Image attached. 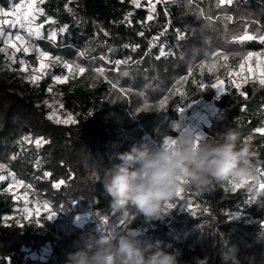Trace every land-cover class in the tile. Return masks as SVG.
I'll list each match as a JSON object with an SVG mask.
<instances>
[{"label":"trees","instance_id":"obj_1","mask_svg":"<svg viewBox=\"0 0 264 264\" xmlns=\"http://www.w3.org/2000/svg\"><path fill=\"white\" fill-rule=\"evenodd\" d=\"M141 3V8H135L130 0H45L38 5L44 15H38L33 23L44 24L42 38L26 34L31 50L24 57L35 63L39 57L36 49H40L85 67L83 75L75 79L70 76L67 83L54 84L52 80L53 75H68L62 64L47 69V75L34 85L27 79L32 68L21 71L19 58L15 64L9 58L0 59V163L7 166L0 174L7 176L11 171L32 185L31 189L14 185L13 191L21 197L16 200L3 191L11 178L0 182V264H66L67 254L83 247L85 241L130 230L137 233L142 245L172 243L182 251V264L192 262L195 256L210 257V264H225L221 257L224 241L238 245L241 258L254 256L257 264H264V240L257 239L264 225V190L256 195L259 182H264L260 172L258 181L235 191L230 180L216 183L209 192L183 187V199L169 201L176 206L164 212L160 220L147 222L134 208H111V198L99 180L105 169L120 162L116 154L129 151L133 144L159 146L164 135L177 136L201 103L213 104L203 117L207 124L202 133L212 137L232 128L243 141L252 136L248 143L255 153L253 162L264 172V136L254 131L264 126V86L259 83L264 77L250 76L245 68L248 60L254 66L264 62V44L238 39L248 25L249 32L264 34V0H234L233 5L221 8L216 7L215 0H194L191 7L159 4L155 19L145 25L140 21L146 19L148 11L143 6L145 0ZM12 6L13 0H0V7ZM200 9L204 17L199 16ZM129 12L131 26L123 22ZM225 14L233 20L223 19ZM207 16L213 19L209 21ZM48 18L55 23H45ZM64 25L68 30L58 33L56 42L47 39L52 30ZM140 32L144 35H138ZM157 36L159 40L153 42ZM2 43L0 39V47ZM125 45L139 47L132 51ZM161 47L167 55L156 59ZM82 51L85 55L79 56ZM249 51L261 56L242 61ZM224 55H228L227 60ZM128 58L129 63L117 69L114 62ZM241 62L246 80L237 78ZM101 67L105 69L103 75L95 71ZM185 76L187 81L177 83ZM217 77L224 81L226 90L220 99L214 89L201 90L198 86L199 82L215 83ZM231 80L240 85L239 91L247 93V100ZM50 85L51 93L47 91ZM176 89L185 96L171 95ZM166 96L170 97L166 109H160L159 102ZM54 110L61 119L71 113L76 123L50 120ZM178 123L179 128H173ZM28 135L50 143L38 149L22 141ZM44 171L51 172V177L42 178ZM60 179L66 184L53 188ZM250 196L255 199L247 202ZM44 204L49 205L47 210ZM24 208L31 215L23 212ZM52 212L57 214L48 218ZM124 212L132 217L131 222L118 228L116 222Z\"/></svg>","mask_w":264,"mask_h":264},{"label":"clouds","instance_id":"obj_2","mask_svg":"<svg viewBox=\"0 0 264 264\" xmlns=\"http://www.w3.org/2000/svg\"><path fill=\"white\" fill-rule=\"evenodd\" d=\"M194 129L184 128L165 147L133 144L116 154L119 163L104 170L102 182L114 210L134 208L147 222L164 216V204L175 199L178 190L190 187L211 191L216 183H247L259 180L255 153L241 134L226 128L215 136L197 141ZM181 179L186 181L181 184ZM264 240V225L257 233ZM239 246L222 244L225 264H257L254 256H239ZM182 251L172 243L142 245L135 231L101 235L85 241L83 247L67 254L66 264H182ZM185 264H210V257L195 256Z\"/></svg>","mask_w":264,"mask_h":264},{"label":"snow or ice","instance_id":"obj_3","mask_svg":"<svg viewBox=\"0 0 264 264\" xmlns=\"http://www.w3.org/2000/svg\"><path fill=\"white\" fill-rule=\"evenodd\" d=\"M121 2H123V0H121ZM45 3V0H28L27 3H15V0H13V6L11 7V10H5L4 7H0V16L2 17H9V16H15L16 20L12 21L9 19H4L2 21L3 25H9L11 28H15L17 26V24H19V27L21 29H25L27 26V34L29 37L35 36L36 38H42L41 37V32L40 29L44 27V24H38L35 25V27H33V22L37 19L38 15H44V9L42 7H39L38 5H43ZM130 3L132 5L135 6V8H141L142 7V3L141 0H130ZM166 3H176V4H181L184 5L186 4L187 6L191 7V5L194 3V0H145V5L147 7V11L148 14L146 16V19L144 21H140V23L142 25H145L147 22L152 21L155 19V14L157 12V5L159 4H166ZM234 0H215V4L217 8H221L224 6H231L233 5ZM27 9L26 11H24L21 14V9ZM68 11L71 12V9L69 8ZM167 10H165L166 12ZM131 16L132 13L129 12L125 17H124V21L126 22L129 26H131ZM199 16L200 17H204V11L203 9L199 10ZM207 20L211 21L213 19V17L211 16H207L205 17ZM221 17H216V19H220ZM223 19L231 22L233 20V17L231 15H224L222 17ZM45 23H55L54 20H52L51 18H48L45 20ZM252 23H259L257 21H253ZM249 27L250 25L245 27V31L244 34L241 35L238 39L243 42V41H253V40H259L262 44H264V34H261L259 32V30L256 33H251L249 32ZM68 30V26L64 25L62 27H60L57 30H52L49 35L47 36V39L49 41L52 42H56L57 40V36L58 33L63 34L66 33ZM103 31V30H102ZM104 35L107 36L108 33L105 31ZM138 35L143 36L144 33L140 32L138 33ZM0 38H4L3 43H4V47H0V52H4L6 55H8V47L10 46L12 49H14V51L11 53V55L8 56L9 60H11V62L13 64L17 63L16 61V53H19L21 51H23V53L27 54L30 52L31 48L27 45V41L25 40V38L19 34V32H17L14 36L13 39V34L11 32L5 33V30L3 27H0ZM181 38H183V34H181ZM159 40V36L154 37L153 38V42L158 41ZM15 41H19L20 42V46H17V43ZM126 48L131 47L132 51H135L136 48H138L139 46H132V45H125ZM36 51L39 53V58H40V62H39V67L37 68H33L31 74L28 76V81L31 84L34 85H38V82L44 77V75H47V69L53 67L54 65H59L62 64L63 67L65 69H67L68 75H53L52 76V80L54 82V84H64L67 83L69 81L70 76L75 79L77 76L79 75H83L86 71L85 67L80 66L79 64H74V63H69L67 61L62 60V58L60 56H50V54L48 52L45 51H41L40 49H36ZM79 56H84L85 52H80L78 53ZM165 55H167V53L165 52L164 48L161 47L159 56L156 57V59H160L161 57H164ZM216 55H219V53H216ZM235 55H240L239 53L235 54ZM256 56L259 57L261 56L260 52H252L249 51L245 54H243V56L241 57L242 61H246L249 58ZM224 60L228 59V55H224L222 57ZM101 59H104V57H101ZM131 58L125 59L123 61L121 60H116L114 63L117 66V69L119 68V66L121 64H128ZM45 61H50V63H46ZM110 63H112L111 61H109ZM19 63L21 64V71L24 72H28V66L25 64L24 60H20ZM241 68L244 67V63L241 62L239 65ZM201 68H203V65L200 66ZM213 68L215 67L214 65L212 66ZM210 70H212L210 68ZM95 71L97 73H99L100 75H103L105 72V69L103 67L101 68H97L95 69ZM191 69H189V74H191ZM37 73H39V75H37ZM127 74V73H125ZM188 77H182L180 81H177V83H181L182 81H187ZM247 78L245 77V80ZM194 83L196 81H193ZM231 85L234 86L238 91L240 89V85L236 83L235 80H231L230 81ZM260 85L264 86V79H261L259 81ZM199 88L201 90H205V89H214L216 92V98L220 99L222 96H224L226 94V90H225V86H224V81L220 80L219 77L216 78V82L212 83V84H205L204 82H199L198 84ZM112 87L115 89L117 88V84L113 83ZM121 92L126 94V90L125 89H119ZM47 91L49 93H51L53 91V86L50 85L47 88ZM176 93H178L181 97L185 96V93L180 91V89H176L175 92L171 93V95H175ZM239 95L241 97H243L245 100L248 99L247 93L244 91H239ZM170 97L166 96L164 97V99H162L159 102V108L160 109H166V105L168 104V100ZM45 104H48L47 101L44 102ZM49 107H52V105L48 104ZM60 107L62 108L63 105L61 104ZM246 107V106H245ZM245 107L241 108V111L245 110ZM182 110V109H181ZM223 115V113H221L219 116ZM48 118L50 120H55L56 123L60 124H75L76 120L73 117V115L71 113H69L67 115L66 119H61L58 114L56 113V111L54 110L49 116ZM173 128H179V125H173ZM255 133L260 134L261 136H264V126L261 127H257L255 130ZM197 141L201 140V139H207L209 138V135L204 134V133H197ZM252 140V136H249L246 138L245 142L248 143L249 141ZM23 142L29 143V144H34L38 149L42 148L45 144L50 143V141L46 140L43 137H39L33 140V138L28 135V136H24L22 138ZM175 139L174 137L170 136V135H164L163 139H162V143L160 145H163L165 147L171 146L175 144ZM18 143H20V141H18ZM159 145V146H160ZM12 159H16L15 156L12 157ZM40 166V161L37 160L36 161V167ZM7 166L3 163H0V173H3L4 171H6ZM257 171L261 173L262 176H264V172H261L260 168H257ZM52 175L51 172L48 171H44L43 172V177L42 178H50ZM11 178V183L8 184V186L6 188L3 189L4 192L6 193H10L13 195V199H21L20 196L16 195V193L13 191V187L14 185H18L21 187H24L26 189H31L32 185L31 184H25V182L23 180H19L17 179L15 173L8 171L7 172V176L4 174H0V182H3L5 180H7L8 178ZM73 176H70L69 179H73ZM66 180L64 179H60L58 182L53 183V188H57L59 189L62 185L66 184ZM186 181H184L183 179H181V184H185ZM247 183H232V190L235 191L237 188H244V186ZM256 186L253 185L252 188H255ZM252 188L249 189V191L252 190ZM259 190H264V182H259V189L256 192V195H259ZM183 192H184V188H180L176 194V197L183 199ZM27 197V193L24 194L25 200ZM255 199V196H250L249 197V201L247 202H251L252 200ZM189 205H191V201L188 202ZM176 206L175 203H171V202H166L164 204V212L166 213L167 210L169 209H173ZM44 208L47 210L49 208L48 204H44ZM196 208H199V205H196ZM20 209H18L19 211ZM189 211H191V207H189L188 209ZM23 212L27 213L28 215H31V212L28 208H24L22 210ZM204 212H208V208H204L203 209ZM57 213L56 212H52L48 218H51L53 216H55ZM193 215H195L196 213L193 211L192 212ZM135 215V213H134ZM27 218V217H26ZM5 219H11L10 217H6ZM132 217H129L127 212H124L122 214V217L118 219V221L116 222L117 227H126V222H131ZM109 221L107 218H104V223L107 224ZM131 231V230H130Z\"/></svg>","mask_w":264,"mask_h":264},{"label":"rangeland","instance_id":"obj_4","mask_svg":"<svg viewBox=\"0 0 264 264\" xmlns=\"http://www.w3.org/2000/svg\"><path fill=\"white\" fill-rule=\"evenodd\" d=\"M28 0H24L21 3H27ZM5 8V7H4ZM5 10H11L10 8H5ZM27 9L22 8L21 9V14L26 11ZM4 19H9L12 21L16 20L15 16H9V17H2L0 16V27H3L5 30V33L11 32L13 34V39L14 36L17 32H19L20 35H22L25 40L28 42V38H27V26L25 29H21L19 27V24H17V26L15 28H11L9 25H3L2 21ZM33 27H35V24L33 23L32 25ZM20 30H22L25 33H22ZM2 39V42L4 40V38H0ZM17 43V46H20V42L19 41H15ZM4 43H2L1 47H4ZM28 46V44L26 45ZM14 51V49H12L10 46L8 47V55H6L4 52H0V59H6L8 58L9 55H11V53ZM15 58H19V60H24L25 64L28 66V68H37L39 67V62H40V58L38 57L37 61L35 63L30 62L29 58L24 57V53H16ZM46 63H48V61H45ZM251 61L248 60L247 65L245 66V68H247L248 70V75L250 76H258L260 78L264 77V62H261L260 64H257L256 66H254L253 64H249ZM245 68L240 69L239 73L237 74V78L238 80H244L245 76H248L246 74V72L244 71ZM245 72V73H244ZM225 86V85H224ZM213 108V104L212 103H201L198 104L191 112V114L189 115V121L187 122L186 126L184 128H191L194 129L196 131V133H202L203 132V126L207 124V120L204 117V115H206L207 113H209L211 111V109ZM195 109H197V113H195ZM195 113V114H194ZM201 114V116L199 117V115ZM199 118L201 122H199L198 120ZM181 123H178V125H180Z\"/></svg>","mask_w":264,"mask_h":264},{"label":"built area","instance_id":"obj_5","mask_svg":"<svg viewBox=\"0 0 264 264\" xmlns=\"http://www.w3.org/2000/svg\"><path fill=\"white\" fill-rule=\"evenodd\" d=\"M197 111H198V110H197V109H195V113H197ZM195 113H194V114H195Z\"/></svg>","mask_w":264,"mask_h":264}]
</instances>
